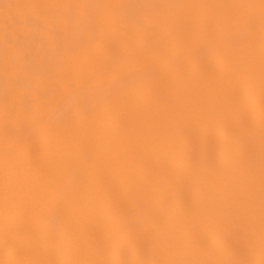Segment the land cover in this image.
<instances>
[{"label": "bare ground", "instance_id": "bare-ground-1", "mask_svg": "<svg viewBox=\"0 0 264 264\" xmlns=\"http://www.w3.org/2000/svg\"><path fill=\"white\" fill-rule=\"evenodd\" d=\"M0 264H264V0H0Z\"/></svg>", "mask_w": 264, "mask_h": 264}]
</instances>
